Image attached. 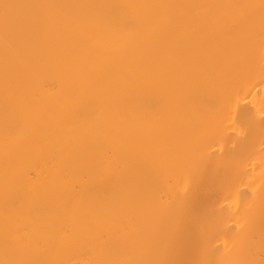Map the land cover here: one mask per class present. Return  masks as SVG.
<instances>
[{
	"label": "bare ground",
	"instance_id": "bare-ground-1",
	"mask_svg": "<svg viewBox=\"0 0 264 264\" xmlns=\"http://www.w3.org/2000/svg\"><path fill=\"white\" fill-rule=\"evenodd\" d=\"M0 264H264V0H0Z\"/></svg>",
	"mask_w": 264,
	"mask_h": 264
}]
</instances>
